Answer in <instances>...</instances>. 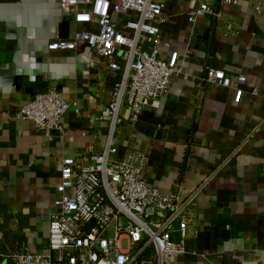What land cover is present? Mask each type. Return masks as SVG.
Here are the masks:
<instances>
[{
    "label": "crops",
    "instance_id": "crops-1",
    "mask_svg": "<svg viewBox=\"0 0 264 264\" xmlns=\"http://www.w3.org/2000/svg\"><path fill=\"white\" fill-rule=\"evenodd\" d=\"M201 2L221 16L191 25L188 12ZM163 15L169 20L161 28V57L187 55L180 60L186 73L173 78L135 125L123 107L120 156L144 153L148 183L181 199L195 195L197 223L186 230L187 254L169 264H264V18L244 0H167ZM132 17L113 15L119 25ZM77 30L98 28L75 24L57 0H0V264L17 253L48 252L63 160L87 165L86 147L101 150L106 142L101 113L119 79L109 60L87 47L48 49ZM211 68L246 82L202 85ZM48 89L71 105L64 133L51 138L17 116Z\"/></svg>",
    "mask_w": 264,
    "mask_h": 264
},
{
    "label": "built area",
    "instance_id": "built-area-1",
    "mask_svg": "<svg viewBox=\"0 0 264 264\" xmlns=\"http://www.w3.org/2000/svg\"><path fill=\"white\" fill-rule=\"evenodd\" d=\"M75 24L96 25L97 31L77 30L71 38L48 43L50 51L87 47L96 57L109 60L119 79L101 113L107 137L99 150L88 145V164L77 167L72 158L63 160L58 199L49 220L48 252L13 254L10 264H169L187 254L186 230L197 223L195 195L181 199L147 182L143 171L147 156L129 150L120 156L121 111L130 110L135 125L147 107L168 93L174 77L185 74L180 63L187 55L178 52L161 57V28L167 0H57ZM243 0H222L235 5ZM247 1L264 18V0ZM133 17L119 25L113 15ZM207 15L220 17L211 5L201 2L188 12L191 25ZM232 31V26H226ZM245 77L232 79L224 71L208 69L202 85L237 88ZM255 94L257 91L255 90ZM70 103L55 89L34 96L18 111L51 138L64 133V115ZM79 115L80 110L75 107ZM180 236L179 240L174 235Z\"/></svg>",
    "mask_w": 264,
    "mask_h": 264
}]
</instances>
